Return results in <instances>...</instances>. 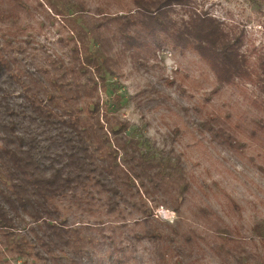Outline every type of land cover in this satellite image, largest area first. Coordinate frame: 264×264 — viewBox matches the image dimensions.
Instances as JSON below:
<instances>
[{"label":"trees","instance_id":"trees-1","mask_svg":"<svg viewBox=\"0 0 264 264\" xmlns=\"http://www.w3.org/2000/svg\"><path fill=\"white\" fill-rule=\"evenodd\" d=\"M12 1L19 12L8 20L0 15L9 23L0 30V264H10L5 254L19 264H135L145 245L165 263L176 250L173 264H180L183 244L200 236L183 227L181 215L195 190L193 178L174 144L145 152L128 136L129 123L109 114L100 97L106 76L123 58L147 65L157 51L170 49L196 57L217 88L255 79L254 99L264 107V54H255L251 66L241 50L244 31L198 9L196 0H118L114 14H90L83 0H34L62 17L71 34L68 48L43 65L33 47L27 50L43 23L31 28L23 15L31 11L29 0ZM194 129L228 149L241 151L246 141L264 149L262 115L245 122L211 114L195 120ZM172 132L175 140L178 130ZM158 182L172 188L171 207L151 206L146 184ZM95 196L106 214H125L87 244L66 219L63 203L77 206ZM159 206L170 207L173 221L156 215ZM196 214L231 239L209 206ZM252 231L264 253V219Z\"/></svg>","mask_w":264,"mask_h":264},{"label":"rangeland","instance_id":"rangeland-1","mask_svg":"<svg viewBox=\"0 0 264 264\" xmlns=\"http://www.w3.org/2000/svg\"><path fill=\"white\" fill-rule=\"evenodd\" d=\"M83 1L90 14L99 9L114 14L122 5L118 0ZM196 4L224 25H236L244 31L241 50L254 66L255 54H264V0H196ZM28 5L31 11L23 15L29 26L36 28L38 20L43 26L35 29L27 50L33 47L35 61L44 65L59 50L68 48L65 45L70 43V28L62 17L46 7L41 9L34 0H29ZM13 11L19 12L12 0H0L2 20H8ZM2 20L0 30L9 24ZM128 61L123 58L114 75L106 76L105 88L100 92L102 105L109 114L129 123L127 134L139 142L143 151L157 152L174 144L183 155L195 189L181 206L183 227L192 226L200 236L190 246L183 244L180 264H264V253L252 231V226L264 219V149L250 141L241 151L228 149L194 129L195 120L211 114L245 122L264 116V107L258 98L254 99L255 79L246 85L217 88L211 72L196 57L189 54L183 58L170 49L157 51L156 61L147 65L134 66ZM175 128L178 133L173 140ZM146 186L152 207L174 204L168 185L158 182ZM95 198L85 202L80 199L77 206L63 203L66 219L81 230L87 244L102 238L101 228V232H109L118 220L116 216L125 214H106L101 201ZM204 206L219 215L218 225L229 227L230 240L220 237L212 223L196 214ZM170 207L159 206L155 212L169 214V218L162 219L171 222L175 213ZM148 249L145 245L140 250L135 264H173L174 255L178 256L176 250L172 251L165 263L149 255ZM4 256L10 264H19L7 254Z\"/></svg>","mask_w":264,"mask_h":264},{"label":"built area","instance_id":"built-area-1","mask_svg":"<svg viewBox=\"0 0 264 264\" xmlns=\"http://www.w3.org/2000/svg\"><path fill=\"white\" fill-rule=\"evenodd\" d=\"M162 209V208H161ZM160 210H158L157 212H156V215L158 216V217H160L161 219L163 218V219H167V218H169V214H163L164 212L163 211H160Z\"/></svg>","mask_w":264,"mask_h":264}]
</instances>
